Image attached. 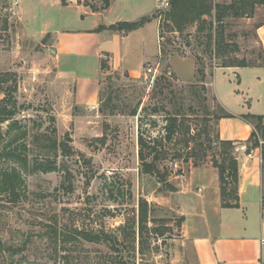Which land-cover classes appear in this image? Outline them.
<instances>
[{
  "label": "rangeland",
  "instance_id": "obj_1",
  "mask_svg": "<svg viewBox=\"0 0 264 264\" xmlns=\"http://www.w3.org/2000/svg\"><path fill=\"white\" fill-rule=\"evenodd\" d=\"M231 3L232 0H221L217 4ZM8 6L9 0L0 3V73L15 74L18 86L15 97L22 107L16 120L28 132L24 140L29 147L28 159L32 162L43 154L33 139L42 141L45 133L57 142H66L69 154L64 156L59 149L57 156H52L58 167L56 172H23L26 192L18 203L0 199V242L18 249L12 258L6 254L5 262L0 264H113L118 260L125 264H197L182 236L184 220L179 213L186 215L191 210L193 224L213 216L208 205L204 207L193 197L199 189H203L204 198L208 199L215 190L219 192L217 171L210 163L212 153H207L204 164L193 167L192 160L188 163H183L182 158L174 160L178 153L172 142L165 150L166 160L160 169L168 175V183L175 191H165L156 178L139 172L137 117L142 120L145 137L154 139L162 135L166 112L154 114L152 109L161 105L167 110L171 108L162 97L152 93L153 82L156 77H166L174 92L194 85L199 61L203 64L200 68L204 69L205 95L211 113L222 115L213 95L223 100L225 94L240 89L249 97L248 102L254 92L262 97L251 104L256 115L264 116V86L255 81L256 72L250 68L241 71L220 68V60L205 52V33L197 35L195 28L182 35L163 28L154 80L145 70L139 79L104 71L96 108H78L73 105L71 83L56 77L47 56L39 54L40 46L26 40L15 21L9 19ZM263 22L264 6H256L252 15L224 20V43L233 47L230 59L244 61L248 67L261 66V48L254 29ZM154 44L150 42L149 47L155 46V51ZM167 93L165 96L169 97ZM184 97L192 96L186 91ZM232 99L231 96L234 105ZM134 110H137L135 117L131 114ZM198 116L202 121L200 113ZM189 120L192 136L200 122L194 116ZM7 125L2 126L3 132ZM209 126L212 140L217 134V122L211 119ZM66 137L68 141H64ZM172 141L179 138L176 136ZM1 167L7 165L0 162ZM194 169L201 172L200 182L191 178ZM261 180L264 199V163ZM179 191L183 193L177 195ZM214 199L217 201L218 197L214 196L210 203ZM141 202L148 206L146 222L139 233ZM247 208L249 220L257 218L258 206ZM242 218V211L236 210L224 212L220 217L222 223H235ZM83 235L92 236L93 242L84 241ZM221 235L228 236L224 230Z\"/></svg>",
  "mask_w": 264,
  "mask_h": 264
},
{
  "label": "crops",
  "instance_id": "obj_2",
  "mask_svg": "<svg viewBox=\"0 0 264 264\" xmlns=\"http://www.w3.org/2000/svg\"><path fill=\"white\" fill-rule=\"evenodd\" d=\"M213 1L217 4L221 0ZM156 6L157 0H113L107 9L100 0H15L14 3L9 0L7 10L10 11L9 19L15 21L25 39L40 46L39 54L47 56L56 77L71 83L73 105L95 109L100 94V77L104 72L101 62L105 63L106 71L127 75L131 79H139L145 68L154 69L159 64L158 23L153 18ZM141 19L148 21L130 33L110 29L117 24L135 23ZM254 35L262 50V59L261 66L250 69L256 72L255 81L264 86V22L255 27ZM150 42L155 43L156 54L155 46L149 47ZM229 69L225 70L247 68ZM238 86H241L240 80ZM213 98L230 116L220 118L217 134L220 141L233 142L236 146L238 208L223 209L218 190L208 199L204 198L203 189H199L198 194L190 196L201 201L204 207L208 205L213 216L199 220L200 224H193V212L188 210L184 215L183 207L179 206V211L183 212L179 213L180 217L184 220L182 236L190 245L197 264H264L262 163L258 150L245 153L244 143L250 137L252 127L241 118L243 115L258 116L251 101L258 103L262 97L254 92L248 102L249 97L238 89L231 95L225 94L224 101L215 95ZM190 174L195 182H200L198 169ZM182 193L179 191L177 195ZM214 196L218 200L210 203ZM246 206H258L257 218L249 220ZM235 210L242 211V220L222 223V214ZM223 230L228 236L221 235ZM211 231L220 234L217 236Z\"/></svg>",
  "mask_w": 264,
  "mask_h": 264
},
{
  "label": "trees",
  "instance_id": "obj_3",
  "mask_svg": "<svg viewBox=\"0 0 264 264\" xmlns=\"http://www.w3.org/2000/svg\"><path fill=\"white\" fill-rule=\"evenodd\" d=\"M100 1H102L104 9H107L113 0ZM5 2L7 3L8 0H0V3ZM256 6H264V0H232L230 5L215 4L213 0H170L169 8L162 17L160 37L163 38L161 36L163 28H167L171 32H177L180 35L188 32L191 28H195V34L205 33V52L209 55L212 54L214 60H220L218 64L220 68H253L248 67L244 61L229 58L233 47L224 43L222 24L228 18L238 19L252 15ZM207 18H209V21ZM147 21L148 19H141L135 23H121L110 27V29L130 33L141 28ZM187 38H190V36ZM42 44H44V41ZM198 46H202L200 42H198ZM198 65L197 83L179 89L178 92L172 91V86L166 77L159 76L155 78L152 93L162 97L171 109L167 110L164 105L152 109L154 114L162 110L167 115L164 120L162 135L154 139L144 136L141 128L142 120H140V116L137 117L139 121L137 135L139 172L142 175L156 178L158 183L166 188L165 191L174 192L175 189L168 183V175L160 169L161 164L166 160V148L173 142L174 150L178 153L174 160L182 158L183 163L192 160L193 167L204 164L208 157L207 153L211 151L210 163L218 175L221 208L236 209L239 202V165L236 157V146L233 142L220 141L218 134L215 138L209 140L210 120L214 119L218 123L220 118H230V116L221 109L222 115L219 117L208 109V99L205 95L207 90L204 85L205 74L204 69L200 68V65L203 66V64L199 61ZM100 66L102 71H106L105 63L101 62ZM169 75H172L171 72H169ZM125 76L127 77V75ZM17 90L15 74L0 73V162L7 165V167L0 168V199H8V202L14 204L18 203L26 192L23 172L34 174L56 172L58 167L56 160L51 159L52 156L56 157L59 149L62 155L67 156L69 154L66 142H57L45 133L41 136L42 141H39L38 138L33 139L35 147L36 145L39 146L43 154L30 162L28 159L29 147L24 142L28 132L16 120L20 109H22L15 97ZM186 91L190 92L191 98L184 97ZM165 92H168L170 98L165 96ZM187 102L189 103L188 106L185 105ZM195 107H197V111ZM199 113L202 116V121L198 116ZM131 114L135 117L137 110H134ZM190 116L198 118L200 122L197 126L195 125L197 131H193L192 136L190 135ZM241 118L252 127L250 137L244 143L245 153L249 154L251 151L258 150L261 163H264V117L243 115ZM5 124L8 125L6 131L3 132L2 126ZM176 136L179 141H172ZM64 141H68V137ZM180 152L183 155L179 154ZM147 206L146 202L139 204V233L142 232V226L146 222ZM262 210L264 211L263 198ZM155 236L162 237L164 233H155ZM82 238L87 243L93 242V237L90 235H83ZM106 239L112 241L111 238L106 237ZM17 250L6 247L0 242V261L5 262L4 257L6 254L12 258ZM113 264L125 263L118 260Z\"/></svg>",
  "mask_w": 264,
  "mask_h": 264
},
{
  "label": "built area",
  "instance_id": "obj_4",
  "mask_svg": "<svg viewBox=\"0 0 264 264\" xmlns=\"http://www.w3.org/2000/svg\"><path fill=\"white\" fill-rule=\"evenodd\" d=\"M169 1L170 0H157V6L156 9L154 11V17L157 20L158 23V45H159V50L161 48V43L163 41V38L160 37V25L162 22V17L164 15V13L168 10L169 8ZM12 3L15 2V0H11ZM145 72L152 76V80H154L155 76L157 75V69L156 68H151V67H147L145 68Z\"/></svg>",
  "mask_w": 264,
  "mask_h": 264
}]
</instances>
